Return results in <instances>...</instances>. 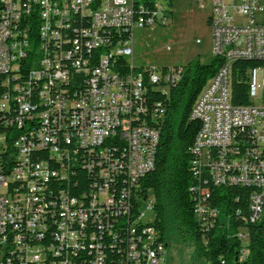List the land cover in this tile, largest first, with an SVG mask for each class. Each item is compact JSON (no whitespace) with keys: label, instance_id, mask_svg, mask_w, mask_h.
<instances>
[{"label":"built area","instance_id":"built-area-1","mask_svg":"<svg viewBox=\"0 0 264 264\" xmlns=\"http://www.w3.org/2000/svg\"><path fill=\"white\" fill-rule=\"evenodd\" d=\"M172 5L0 0V264H167L153 196L147 214L140 194L160 141L151 122L166 114L146 92L167 94L184 68L136 65L134 29L171 23ZM209 24L221 63L190 115L202 232L220 218L210 183L253 189L245 222L264 207V65L245 71L250 103L231 101L235 62L264 61V0H213ZM236 235L243 260L249 233Z\"/></svg>","mask_w":264,"mask_h":264},{"label":"trees","instance_id":"trees-1","mask_svg":"<svg viewBox=\"0 0 264 264\" xmlns=\"http://www.w3.org/2000/svg\"><path fill=\"white\" fill-rule=\"evenodd\" d=\"M220 61V58L213 56L209 63L195 58L185 65H175L184 68L183 75L167 94L151 85L147 88L149 103L162 102L166 114L158 123L151 122L160 128V141L155 166L140 181V194L142 197L153 196L159 235H165L166 225H171L183 236L192 239L196 264H264V207L259 220H243L249 215L251 187L208 184L211 201L220 209V218L205 232H202L194 212L195 196L190 187L200 182L195 179L191 169L193 154L190 147L199 131L200 121L190 115L199 94L220 66ZM263 65L262 60L235 62L234 71L239 69V73H235L232 82L233 104L250 103L245 71ZM2 80L3 75H0V92ZM13 137L14 134L7 131L8 149L2 155L5 161L9 160ZM241 227L247 228L249 233V253L243 260L239 259L241 240L236 235Z\"/></svg>","mask_w":264,"mask_h":264},{"label":"rangeland","instance_id":"rangeland-1","mask_svg":"<svg viewBox=\"0 0 264 264\" xmlns=\"http://www.w3.org/2000/svg\"><path fill=\"white\" fill-rule=\"evenodd\" d=\"M212 5L213 0H173L171 23L136 27L135 64L170 67L185 65L195 58L204 63L211 62L213 48L209 16ZM3 143L4 136H0V146ZM151 200L152 194L142 207L147 214H151L146 208ZM166 228L167 264H196L192 239L183 236L171 225H166Z\"/></svg>","mask_w":264,"mask_h":264},{"label":"bare ground","instance_id":"bare-ground-1","mask_svg":"<svg viewBox=\"0 0 264 264\" xmlns=\"http://www.w3.org/2000/svg\"><path fill=\"white\" fill-rule=\"evenodd\" d=\"M159 235V234H158Z\"/></svg>","mask_w":264,"mask_h":264}]
</instances>
